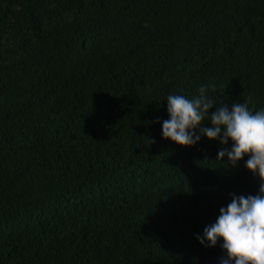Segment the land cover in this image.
<instances>
[{"label": "trees", "instance_id": "trees-1", "mask_svg": "<svg viewBox=\"0 0 264 264\" xmlns=\"http://www.w3.org/2000/svg\"><path fill=\"white\" fill-rule=\"evenodd\" d=\"M202 85L264 109V0H0V264H221L197 237L264 181L163 137Z\"/></svg>", "mask_w": 264, "mask_h": 264}, {"label": "clouds", "instance_id": "clouds-1", "mask_svg": "<svg viewBox=\"0 0 264 264\" xmlns=\"http://www.w3.org/2000/svg\"><path fill=\"white\" fill-rule=\"evenodd\" d=\"M207 90L208 86L202 85L199 95L192 99L180 94L166 98L170 118L163 122V137L184 147L195 145L201 136L219 139L222 145L231 140L233 146L221 149L217 161L227 156L231 167L236 168L248 156L246 168L264 181V109L254 113L246 101L233 103L231 108L215 106ZM214 107L216 111L209 116ZM206 120L213 127H205ZM197 238L201 244L207 241L209 247L223 239L221 247L227 257L221 259V264H264V183L256 195L233 196L231 203L220 209L216 222Z\"/></svg>", "mask_w": 264, "mask_h": 264}]
</instances>
